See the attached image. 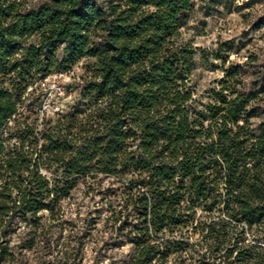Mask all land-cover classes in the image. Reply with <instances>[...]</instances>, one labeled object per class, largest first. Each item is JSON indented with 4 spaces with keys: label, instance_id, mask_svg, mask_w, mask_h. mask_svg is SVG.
Segmentation results:
<instances>
[{
    "label": "trees",
    "instance_id": "obj_1",
    "mask_svg": "<svg viewBox=\"0 0 264 264\" xmlns=\"http://www.w3.org/2000/svg\"><path fill=\"white\" fill-rule=\"evenodd\" d=\"M195 10L0 0V264H29L38 214L61 217L80 185L106 212L105 264H264V82L212 54L223 76L196 100ZM84 59L76 96L50 116L44 80Z\"/></svg>",
    "mask_w": 264,
    "mask_h": 264
},
{
    "label": "rangeland",
    "instance_id": "obj_2",
    "mask_svg": "<svg viewBox=\"0 0 264 264\" xmlns=\"http://www.w3.org/2000/svg\"><path fill=\"white\" fill-rule=\"evenodd\" d=\"M194 2L196 10L185 36L200 48L196 51L191 75L196 100L204 103L210 100V90L217 87L223 76V58L227 59L226 65L229 62L247 64L244 66L249 74L245 81L247 86L251 82H264V26L258 27L260 22H264V0H222L215 7L206 6L203 0ZM206 8H210V13H205ZM212 54L222 59L215 60ZM85 62V59L81 60L71 70L44 80L48 91L42 108L50 116L64 109L76 96V91H69V86L78 81ZM259 96L260 105L264 108V93ZM99 207V198L88 195L80 185L71 198L62 203L61 217L52 219L48 212H40L38 243L34 251L27 252L24 258L22 256V261L28 259L29 264H71L75 257H82L83 264L99 261L105 264L106 212H101L98 217L96 211L100 210ZM93 221L95 227H92Z\"/></svg>",
    "mask_w": 264,
    "mask_h": 264
}]
</instances>
